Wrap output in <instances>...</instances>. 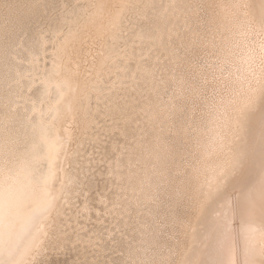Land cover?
I'll return each mask as SVG.
<instances>
[{
  "label": "bare ground",
  "instance_id": "6f19581e",
  "mask_svg": "<svg viewBox=\"0 0 264 264\" xmlns=\"http://www.w3.org/2000/svg\"><path fill=\"white\" fill-rule=\"evenodd\" d=\"M192 3L0 0V264H47V251L54 258L70 253L68 264H96L106 253V239L114 246L128 239V249H118L122 264H264V0H199L195 10ZM133 16L144 17L152 29L137 35V51L147 38L150 45L161 44V36L167 41V77L171 89L177 87L167 101L153 87L158 81L145 76L150 71L139 57L149 56L146 52L137 55L139 76L125 65L117 68L120 59L128 60L119 45ZM189 35L192 40H184ZM248 40L258 44L255 54H248ZM82 46L84 53L86 47L93 51L84 61ZM203 49L214 50L211 56L229 67L209 68L214 75L207 76L219 79L210 104L189 105L182 96H201V86L181 75L175 60L191 52V61ZM107 65L112 77L104 85L100 78ZM193 67L195 77L206 75ZM146 81L154 100L144 97L140 107L130 105L140 127L132 136L118 131L120 143L110 146L114 159H106L108 167L112 161L110 177L106 173L109 182L114 179L110 187L132 200L110 211L116 213L114 229L106 225L100 235L84 221L89 211L98 215L100 209L84 199L90 156L82 146L98 145L105 133L118 129L116 122L136 115L123 113L128 101L114 102L120 99L114 94L120 85H136L142 97ZM98 163L102 159L92 165ZM76 195L82 197L84 225L70 232L63 224L70 217L65 208L74 206L76 213ZM114 199L108 207L122 203ZM97 203L104 211L106 195L100 193ZM132 219L136 229L128 225ZM165 233V245L150 247Z\"/></svg>",
  "mask_w": 264,
  "mask_h": 264
},
{
  "label": "rangeland",
  "instance_id": "374dc122",
  "mask_svg": "<svg viewBox=\"0 0 264 264\" xmlns=\"http://www.w3.org/2000/svg\"><path fill=\"white\" fill-rule=\"evenodd\" d=\"M194 1H195V5L199 3V0H194ZM201 3H203V0H201ZM195 5H193L194 10H195ZM207 5L208 4H206L205 2V7ZM199 6L203 7V5H200V4ZM203 11H205V9L203 8H201L198 11L197 19H201V15H199V13H202L203 17H205V13H203ZM165 25L166 23L164 24V26ZM197 26L199 27V23H197ZM194 28L197 29V27L195 26ZM151 31H152L151 26L149 25L148 21L144 17L140 18L139 16H133V18L129 22V27L127 31L124 33L125 38L123 42L119 45V51L124 53V58H125V55H128V60L124 61V59H120V65H118L117 68H121L123 65H125L126 72L134 73V75L139 76L138 71H136V65L140 64L139 62L136 63L137 55L144 54L146 52L149 56L142 55L139 57V61L141 60V65H143L150 71V73L148 75L145 74V76L149 77V75H151V79L158 81L156 84L155 82H153V87L157 91L158 98L161 101H167L168 96L171 95L173 91H176L177 87H173V89H171V85H173V83H169L170 77H167V75H169V71H171V69H169L167 65L171 63V60H168L167 57H165V53L168 49V46L166 43L167 41L165 40V37L161 36L159 38V40H161V44H154V45H150V42L147 41L148 40L147 38L145 43L140 46L141 47L140 51L136 50L137 44L135 43V41L137 40V35L139 33L143 35L149 34ZM191 37L193 36L189 35L185 37L184 40L189 39L191 41L192 40ZM259 39L260 38H258L257 39L258 41L257 40L256 41L259 42ZM248 41L249 42H246L247 44L244 45V46L247 45L246 48L248 47L249 49L248 54H251V52H253L252 54H255V51H257L258 49V46H257L258 44L256 43L253 44V42L250 40ZM179 47L180 45H179L178 40H173L171 43V48L173 49L175 53H178L180 51ZM83 48L84 46H82V50L80 54V58L82 61H84V57L88 56L90 52L92 51L90 47H86V53H84ZM205 49H207V47H205ZM205 49H203V51L196 53L194 57L191 59V61H189V55H193V53L191 52H189L186 55V59H184L183 57H180L175 60L177 61V65H181V67H183V69H179V71H183L181 75L186 74V77L190 79V83H193L194 81L195 85H198L199 87L201 86L200 88L201 96L195 95L193 99L189 100V97H184L183 95L182 96L184 98L183 103L187 101V103L191 105L194 101L204 102V101L211 100V98H213V96L217 94L216 92L219 90V87H218L219 85L216 82V81H219V79H211V77H208L209 71L213 73L212 71L214 70V69L209 70V68L211 66L215 68L216 66H220L222 64H223L222 69L229 67V65H227L226 63H220V59H218V57L211 56L214 50L211 51V53H208L207 51H209V49H207V51H205ZM203 53H205V57H201ZM245 58L250 59L249 57L248 58L245 57ZM116 59H118V57ZM209 61H213V64L211 63V65H209ZM217 63L218 65H216ZM84 65H86V63H84ZM177 65H173V67H175V77H179V75H177ZM191 67H193L194 70H197L200 67L203 68L206 75H203V73H201V75L199 76L198 75L199 72H198L196 75L199 77L196 76L197 77L196 78L195 73L191 71ZM105 71H106L105 74L102 75L100 78L101 82L104 85H106V77H108V79L112 77V75H108V71H110V67H108V65L105 68ZM165 77H167V79H165ZM202 77L206 79L208 78V79L205 81L204 78ZM124 81H128V79H124ZM140 82L141 81L138 80V83ZM114 83H116V81H114ZM147 84H148V81L141 84V85H146V87H144L145 89L144 92L140 93L143 95L142 97H140L139 94L134 91V88L137 87L136 85L131 89H129L128 85H124V87H122V85L119 86L117 92L114 95L116 97H120V99H115L114 102L122 101V103H124V101H128V103H126V107H123V113H136V109H130V105H132V107H140V105H142V102L144 101V97H146V99H150L151 101L154 100V97L151 95V92L153 91L152 90L150 91V89L147 91V88H149ZM165 85H167V87L171 89L169 93H165V91H167V89H165ZM93 102L94 101L92 100L91 107H93L94 105ZM210 103L211 101H209V104ZM189 105H183V106L186 107ZM195 105L198 106V103H195ZM201 106L204 107L203 104ZM208 107L206 108V110L211 111L210 105ZM129 116H130V119L125 122H116L118 129H115L110 133H105L101 137V139L98 140V145H94V143L91 141H86L85 145L82 146L84 147V151H87L90 156L88 157V165H86L88 169L85 170L86 177H84V171L82 175L84 177V181H82V185H84V187H82V189H84V199H86V201H88V203H90L92 207H98V209H100V213H98L97 215L95 214L94 211H89L88 215H90V217H87L86 219H84L81 216V215H84V213H82V211H80V208H79L80 199H82V197L78 199V195H76V199H75L76 200V213H74V206L70 207V209H68V207L65 208L66 213H70V217H66L68 221H66V223H63V224L65 226L64 227L65 229L66 227H70V232H74L77 228L82 227V225H84V223H82V219H84V221L86 222V225H89V227L90 225H94V227H96V231H98L100 235H104V233H106V231H104V229H106V225H110V227L114 229V223H116V220H115L116 213L111 214L110 211L113 209H120L122 208V206L124 205L126 201L132 200L131 195L130 197H128V199H124V197H122V195H128V193H120V191H116V189H112V187H110V183H114V179H110V182L107 180L108 177H110V173H108V171H110V167H112V161H110V167H108V161H106V159H114V151L110 149V146H111V143H120V139H122V137H120V133H118V131H122L124 133L122 135L132 136V135H135L136 128L140 127V121H138L140 117H138V113H136V115H129ZM106 119H109V118H106ZM142 124H143V121H142ZM125 142L126 141H122V143H125ZM179 145H181V143ZM182 148L183 147H181V149ZM114 149L118 151V145H116ZM82 154L84 155V153ZM98 159H102V163H98V165H92V163H96ZM118 159H120V163H123L124 156L118 155ZM113 172H114V169H112V173ZM106 173H108V177ZM112 177H114V175H112ZM116 183H122V185H125L122 181L118 179H116ZM106 187H108V189H106ZM100 193H102V195H106V209H104V211H102V207H101L102 203L100 204L97 203L98 197H100ZM80 195H82V193H80ZM114 197H120V199H122V203H114V205H110V207H108V199H110V203H112V201H116ZM162 207L163 205H161V208ZM108 213H110V215H108ZM129 215H130V212H129ZM165 218L167 219V217ZM98 219H100V221H98ZM106 219H108V221H106ZM112 219H114V221H112ZM120 221H124V223H126V221H128V217L126 218V220H123V219L118 220V223H120ZM167 224H170V223H167ZM128 225H130L132 229H136L134 225H137V223L136 221H134V219H132V221H130ZM124 229H126V227H124ZM120 231H122V229H120ZM122 233H124V231H122ZM132 233H134V231H132ZM114 235H118V233H114ZM126 235H128V233H126ZM160 236L161 237H157V239H155L154 243L150 242L152 243L150 247H155V246L161 247V245H165V243L169 241V236L166 233L165 235H160ZM134 237H136V235H134ZM134 237H130V239H134ZM100 239H102V237H100ZM104 243H106V245H104V247H106V253H104V257L96 258V261H95L96 264H122L123 263L122 257L120 258L117 256L118 254H122V253H120L121 251L118 249H122V248L128 249V247L124 245V243H128V239H126V241H116L115 242L116 246L112 245L113 242L110 243V245H108V239H106ZM134 245H136V243H134ZM164 248L165 247H163L162 250H164ZM52 249H54V246ZM132 249L136 251V247H132ZM149 250L150 249H146V252H149ZM56 253H58V251H56ZM140 255H142V253H140ZM140 255L138 256L140 257ZM70 257H72V255H70V253L66 254V251H65L64 253H62V255L59 254L58 257L54 258V251H52V253H50V251H47L46 260H47V264H68V262L66 261H68ZM126 261H128V259H126ZM76 264H82V262L78 261Z\"/></svg>",
  "mask_w": 264,
  "mask_h": 264
}]
</instances>
